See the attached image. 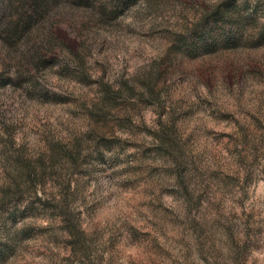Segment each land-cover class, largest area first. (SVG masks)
Listing matches in <instances>:
<instances>
[{
	"label": "rangeland",
	"instance_id": "obj_1",
	"mask_svg": "<svg viewBox=\"0 0 264 264\" xmlns=\"http://www.w3.org/2000/svg\"><path fill=\"white\" fill-rule=\"evenodd\" d=\"M39 3L0 0V264H264V0Z\"/></svg>",
	"mask_w": 264,
	"mask_h": 264
},
{
	"label": "trees",
	"instance_id": "obj_2",
	"mask_svg": "<svg viewBox=\"0 0 264 264\" xmlns=\"http://www.w3.org/2000/svg\"><path fill=\"white\" fill-rule=\"evenodd\" d=\"M41 1H42V0H40V3H41ZM36 3H37V2H36ZM40 3H39V4H40Z\"/></svg>",
	"mask_w": 264,
	"mask_h": 264
}]
</instances>
